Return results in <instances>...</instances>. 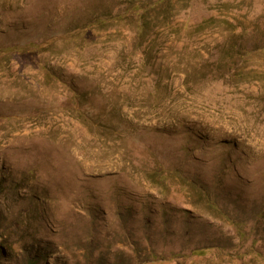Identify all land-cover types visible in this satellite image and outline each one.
Returning <instances> with one entry per match:
<instances>
[{
  "label": "rangeland",
  "instance_id": "rangeland-1",
  "mask_svg": "<svg viewBox=\"0 0 264 264\" xmlns=\"http://www.w3.org/2000/svg\"><path fill=\"white\" fill-rule=\"evenodd\" d=\"M0 264H264V0H0Z\"/></svg>",
  "mask_w": 264,
  "mask_h": 264
}]
</instances>
